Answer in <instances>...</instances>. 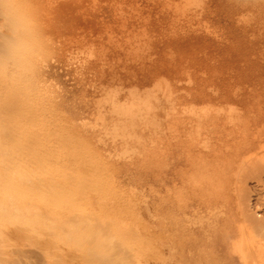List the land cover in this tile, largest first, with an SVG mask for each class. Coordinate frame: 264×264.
Masks as SVG:
<instances>
[{"label": "rangeland", "instance_id": "obj_1", "mask_svg": "<svg viewBox=\"0 0 264 264\" xmlns=\"http://www.w3.org/2000/svg\"><path fill=\"white\" fill-rule=\"evenodd\" d=\"M0 9L10 19L0 60L36 135L23 174L38 182L26 189L37 225L0 228V262L198 264L183 250L199 220L198 132L229 124L235 106L241 119L264 120V0H0ZM19 247L38 252L19 257Z\"/></svg>", "mask_w": 264, "mask_h": 264}, {"label": "bare ground", "instance_id": "obj_2", "mask_svg": "<svg viewBox=\"0 0 264 264\" xmlns=\"http://www.w3.org/2000/svg\"><path fill=\"white\" fill-rule=\"evenodd\" d=\"M9 20L0 17V37ZM7 63L0 60V228L11 233L29 223L37 225L38 202L27 197L26 189L36 193L38 182L29 185L24 178L26 145L36 135L27 136L24 125L32 111L26 109ZM260 117L241 119L235 106L229 124H210L198 132L192 176L199 195V220L190 230L193 240L183 244L198 264H264V120ZM25 218L32 220L27 223ZM171 242L175 248L173 238ZM15 252L19 257L27 254L21 247Z\"/></svg>", "mask_w": 264, "mask_h": 264}]
</instances>
